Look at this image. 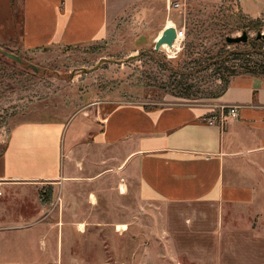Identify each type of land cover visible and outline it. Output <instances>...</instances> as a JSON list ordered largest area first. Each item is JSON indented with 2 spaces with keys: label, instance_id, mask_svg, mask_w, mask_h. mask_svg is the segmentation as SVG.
<instances>
[{
  "label": "crops",
  "instance_id": "crops-1",
  "mask_svg": "<svg viewBox=\"0 0 264 264\" xmlns=\"http://www.w3.org/2000/svg\"><path fill=\"white\" fill-rule=\"evenodd\" d=\"M19 2L21 47L35 51L106 38L119 13L133 0ZM112 101L114 104L107 105L105 114L97 112L90 118L81 111V115H74L73 118L82 119L68 139L70 120L27 121L14 127L6 150L0 155V191L50 185L60 211L31 217L30 224L13 230L0 229V254L16 255L0 256V264H99L98 255L85 260L83 247L77 246V237L82 238L85 232L77 227L84 223L76 210L82 199L72 189L88 183L71 181L85 171L87 175L93 171V180H117L118 189L125 193L127 176L134 169L143 201L197 207L193 212H184L188 214L189 226H208L212 242L190 233L186 249L195 253L193 260L203 257L210 260L203 264H264V251L260 256L254 250L258 248L260 253L264 244L254 246L247 242L255 230L245 225L241 217L240 223L236 222L240 212L232 206L257 202L252 164L259 169L260 155L264 153V78L238 75L220 97L205 105L176 103L149 108L141 102ZM223 105L238 106V116L229 117L223 125L204 120L212 111H221ZM87 138L97 146L90 153L91 158L84 153L83 142ZM65 151H75L82 157H77V163L83 170L65 164ZM72 171L75 174H69ZM84 177L83 174L81 178ZM170 233L171 244L179 250L178 236L173 230ZM37 237L43 253L24 256L32 253L31 244ZM17 240L24 241V245L15 247ZM208 245H212L209 252L214 254L209 253L207 258L200 253L207 251Z\"/></svg>",
  "mask_w": 264,
  "mask_h": 264
},
{
  "label": "rangeland",
  "instance_id": "rangeland-1",
  "mask_svg": "<svg viewBox=\"0 0 264 264\" xmlns=\"http://www.w3.org/2000/svg\"><path fill=\"white\" fill-rule=\"evenodd\" d=\"M19 1L0 0V47L22 58L19 62L0 53V155L7 148L12 130L21 122L59 123L70 120L68 139V135L81 123V116L73 118L74 115H81V111L90 118L98 113L105 114L107 105L114 104L112 100L141 102L149 108L176 103H210L213 98L206 96L219 89L220 81L216 78L219 71L200 72L202 78L195 82L192 89L189 88V81L179 85L174 75L186 58L187 37L182 43V50L176 55L156 50V39L167 25L185 28L186 35L201 23L205 28L212 27L201 35H191L190 39L196 43L199 51L212 50L216 54L225 46L222 45L218 27L230 15L236 18L235 14L240 10L249 18L259 19L260 25L255 29H245L248 40L225 46L223 52L242 50L247 53L245 58L252 56L249 59L251 64L264 60V44L255 41L259 38L258 33L264 32V0H133L124 12L119 13L106 38L35 51H25L21 47L22 14ZM176 2L180 3V7L175 6ZM243 31L233 29L228 35H240ZM185 91L190 93L189 98L179 96ZM83 144L86 149L84 153L91 158L90 153L95 152L97 146L90 138ZM77 157L79 160L82 158L75 151L66 152L65 164L81 171L83 168L77 163ZM259 163V169L258 165L252 164L255 168L252 180L258 191L257 202L232 205L240 212L236 222L239 224L241 217L245 225L255 230L253 238L247 239L254 246L264 244V153L260 155ZM135 171L132 170L134 173L127 176L125 193L118 189L117 180H93V171L88 172L90 175H87V171L83 172L84 181L81 178L83 174L71 181L88 183L72 189L82 199L78 209H75L84 222L77 225L85 232L82 238L77 237L80 243L77 246L83 247L85 260L95 259L98 255L99 264H203L210 261L203 257L195 261L191 258L195 253L186 249L190 233L198 235L199 240L212 242L208 226L201 225L194 229L189 226L188 214L184 212H193V208L197 207L143 201L139 196ZM113 183L116 187H113ZM58 205L60 207L52 198V187L47 184L37 188L28 186L1 191L0 229L13 230L28 225L31 217L60 211ZM180 214L182 216L178 217ZM171 230L181 243L179 250H175V244L172 245ZM39 240L37 237L31 244L33 254L26 252L24 256L35 257L43 253ZM23 243L17 240L14 246ZM211 247L201 252V256L206 254L208 258ZM254 250L263 256L264 249L260 248V253L257 252L258 248ZM63 253L66 255L67 251ZM0 256L10 258L16 255L3 252Z\"/></svg>",
  "mask_w": 264,
  "mask_h": 264
},
{
  "label": "trees",
  "instance_id": "trees-1",
  "mask_svg": "<svg viewBox=\"0 0 264 264\" xmlns=\"http://www.w3.org/2000/svg\"><path fill=\"white\" fill-rule=\"evenodd\" d=\"M235 15L237 16L236 18H233V16L230 15L228 20L223 19L225 21L224 24L218 27L220 32L219 36L222 37V45L229 46L236 44L226 41V36L230 31H233V29H255L260 25L259 19L249 18L240 10ZM209 28L213 29L212 27L205 28L204 24L201 23L198 26H195L194 29L189 30L188 34L186 35V58L183 65H180L181 68L179 69V71L177 70L174 75V79L179 83V85L189 81L191 82L189 83V88L192 89L196 84L195 82L202 78L201 76H199L200 72L216 69L219 71L218 75L216 76V78L220 81V86L218 85L219 89L216 91H211L210 95L206 96L208 98L215 99L220 97L226 91L231 83V80L238 75L245 74L250 76H260L264 78V60L262 63L255 61L254 64H251L249 59L252 58V56L248 55L249 57L245 58V55H247V53L243 52L242 50L236 49L223 52L224 49L222 48L225 47L223 46L216 54L212 50L199 51L196 43L190 38L193 35L195 37L197 36V34L201 35L202 33H205L206 29ZM223 28H226L228 31L223 32V30H226ZM215 30L217 29L215 28ZM203 38H206V36H204ZM255 41L264 44V39L256 38ZM259 52H261V50ZM185 92L186 93H182V95L179 96L189 98L191 96L190 93H187V91Z\"/></svg>",
  "mask_w": 264,
  "mask_h": 264
},
{
  "label": "water",
  "instance_id": "water-1",
  "mask_svg": "<svg viewBox=\"0 0 264 264\" xmlns=\"http://www.w3.org/2000/svg\"><path fill=\"white\" fill-rule=\"evenodd\" d=\"M258 37L259 38H264V32H259L258 33ZM249 38L248 32L246 30H244L242 32V34L240 35H227L226 36V41L229 43H240V42H246ZM176 39V28L174 26H170L168 28L165 29V31L162 33V35H160V37L157 39L156 43H155V49L160 51L162 49V46L164 44L168 45V46H173V43ZM0 53L5 54L6 56L15 59L19 62L22 61V58L10 51H7L3 48L0 47ZM36 70H38L36 67H34Z\"/></svg>",
  "mask_w": 264,
  "mask_h": 264
},
{
  "label": "built area",
  "instance_id": "built-area-1",
  "mask_svg": "<svg viewBox=\"0 0 264 264\" xmlns=\"http://www.w3.org/2000/svg\"><path fill=\"white\" fill-rule=\"evenodd\" d=\"M176 7H180V3H175ZM186 38L185 28H176V39L173 43V48L175 42L177 41V48L175 49V53L173 55L178 54L182 50V43ZM238 106L236 105H223L221 107V111H212L210 114H207L204 117V120L209 124H220L223 125L225 121L229 117H237L238 116ZM1 194V191H0Z\"/></svg>",
  "mask_w": 264,
  "mask_h": 264
},
{
  "label": "bare ground",
  "instance_id": "bare-ground-1",
  "mask_svg": "<svg viewBox=\"0 0 264 264\" xmlns=\"http://www.w3.org/2000/svg\"><path fill=\"white\" fill-rule=\"evenodd\" d=\"M174 47L175 48H173V46H168V45L164 44L162 46L161 50L162 51H166V52L171 53V54H174L175 53V49L177 48V41L175 42Z\"/></svg>",
  "mask_w": 264,
  "mask_h": 264
}]
</instances>
